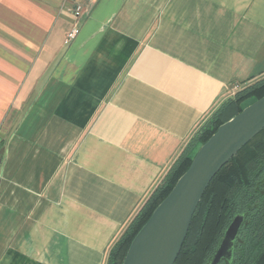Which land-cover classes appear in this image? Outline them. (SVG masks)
Here are the masks:
<instances>
[{
  "label": "crops",
  "instance_id": "0c3cea01",
  "mask_svg": "<svg viewBox=\"0 0 264 264\" xmlns=\"http://www.w3.org/2000/svg\"><path fill=\"white\" fill-rule=\"evenodd\" d=\"M262 77L264 0H0V264H107Z\"/></svg>",
  "mask_w": 264,
  "mask_h": 264
},
{
  "label": "trees",
  "instance_id": "16d2710c",
  "mask_svg": "<svg viewBox=\"0 0 264 264\" xmlns=\"http://www.w3.org/2000/svg\"><path fill=\"white\" fill-rule=\"evenodd\" d=\"M263 96L264 77L226 99L206 120L114 244L107 264L123 263L134 237L190 167L200 146L221 124ZM237 215L243 216V222L234 246L218 264H264V128L210 182L174 264H210Z\"/></svg>",
  "mask_w": 264,
  "mask_h": 264
},
{
  "label": "water",
  "instance_id": "95a60500",
  "mask_svg": "<svg viewBox=\"0 0 264 264\" xmlns=\"http://www.w3.org/2000/svg\"><path fill=\"white\" fill-rule=\"evenodd\" d=\"M263 128L264 96L221 124L134 237L122 264H174L210 182ZM242 222V215L234 218L210 264L230 255Z\"/></svg>",
  "mask_w": 264,
  "mask_h": 264
},
{
  "label": "built area",
  "instance_id": "2783aa9c",
  "mask_svg": "<svg viewBox=\"0 0 264 264\" xmlns=\"http://www.w3.org/2000/svg\"><path fill=\"white\" fill-rule=\"evenodd\" d=\"M75 16H80L81 15V7L78 6L75 11ZM76 33H77V30L76 29H73L70 33H69V39H73L75 36H76Z\"/></svg>",
  "mask_w": 264,
  "mask_h": 264
}]
</instances>
